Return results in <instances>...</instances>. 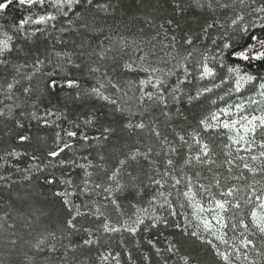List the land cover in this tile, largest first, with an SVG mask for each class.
Segmentation results:
<instances>
[{"label": "snow or ice", "instance_id": "obj_1", "mask_svg": "<svg viewBox=\"0 0 264 264\" xmlns=\"http://www.w3.org/2000/svg\"><path fill=\"white\" fill-rule=\"evenodd\" d=\"M195 2L198 6H202L200 0ZM140 3L143 4L144 0H140ZM239 3L241 6H248L250 3L252 7L249 14L255 13L257 15L254 19L264 21V3L259 6H255L256 0H239ZM208 6H212L211 2ZM221 6L227 7V5ZM114 7L113 0H0V20L4 21L0 23V97H2L0 118L13 121L15 129H24V123L15 115V109L22 107L15 102V92L22 79L31 80L32 76L42 74L47 76L46 92L54 91L56 88H67L75 90L73 103L84 97L104 101L114 106V112L120 113L127 120L122 124L123 130L132 133L148 129L149 136L155 137L161 148V151L155 154L152 147H148L146 151H142L139 147H135L134 150L129 148L128 151L120 153L122 158H117L111 168L105 170L102 166H97L100 167V173H94L89 171L94 167L90 161L86 164H78L75 159L62 158L66 150L75 147L73 143L75 140L79 139L87 143L92 139L84 131L78 133L73 130L80 129L79 124L69 121V127H62L60 121L68 119L64 113L55 107L40 108L36 102L32 103L30 112L21 110L20 117L36 121L38 126L56 129L52 143L40 154L35 151L33 153L20 151L13 147L11 150L6 149L4 154L0 155L2 162L0 168L10 165L11 160L19 161L21 157H29L26 167L11 166L22 174L21 180L31 182L32 179H39L42 176L43 184L52 189V200L40 210L49 226L38 233L34 243L27 242L32 251V256L25 253L28 264H41L36 258H42V264H74L75 257L70 260L68 254L70 250L80 246L71 244L70 237L73 234L83 233L82 246L90 250V246L100 243L97 232L107 235L127 233L136 238L142 228L144 231H149L158 228L161 224L169 227L168 219L156 214L158 201L160 202L158 207L166 209L169 216L175 218L183 215L184 223L181 224L177 220L172 226L179 229L182 237L195 238L200 244L210 246L217 264H259V260L264 258V185L256 177L264 178V76L253 75L247 71L242 73L239 64L252 61L264 62V23L260 24L262 31L259 34H252L250 27L255 28L256 24H242L244 16L237 14L231 20V25L237 26L235 31L239 33V40L220 45L218 57L204 55L201 60L196 61L200 80L208 78L214 80L218 76L217 67L226 69L228 75L218 84L198 88L194 94L187 95L189 104H197L201 107V115L191 131L183 128L179 131L174 130L172 138L169 139L155 121L145 123L143 116L148 113L150 105H156L161 108L162 114L168 117L169 113L165 110L169 107V101L179 102L182 99L181 86L191 83L190 58L193 55L191 51L183 57L172 55L169 51L166 55L171 56V59H167L156 51V44L151 41H128L123 36H119L117 40L113 35H103L102 30L103 39L100 37L93 39L90 36V33L95 31L92 24L84 21L81 13L75 12V16L84 22L74 27L75 22L67 19L68 27L61 31L82 34L90 42L85 43L82 39L73 50L57 51L55 43L50 49L45 48L43 52L36 50L34 55L29 50L30 63L26 60L21 65H14L9 59L18 50V40L23 39L27 42L38 34H44L49 27L55 29V22L60 17L69 18V14L76 8L84 11L94 8L107 15ZM174 7L178 15L183 14L184 9L178 0L174 3ZM10 9L27 14L8 20L6 13ZM166 23L173 31L179 26L174 25L172 20ZM211 27L212 24L207 25L203 30L205 34ZM160 28L164 30L165 39H170L169 43L163 44L160 48V53H164L165 49H175L177 37L171 35L169 38L168 29L164 24H161ZM57 42L64 44L62 38ZM215 43L216 41H213V44ZM183 44L192 46L193 38L187 36ZM114 48L123 61L120 65L121 71L140 76L135 81L139 92L135 97L138 111H131L130 105L127 110L125 109L116 94L123 93L127 96V92H124L120 82L114 81L107 71L101 72L99 62L106 60L108 54L113 53ZM225 50H228L230 57L236 58L237 66H231L227 62ZM124 54L128 55V59H123ZM74 55L87 56L91 61L85 66L88 75L92 76L95 82L86 91L81 89L79 78L73 79L70 72L64 71L68 65L81 68L80 63H75ZM93 56L96 60H92ZM54 57L57 60L55 68L59 73L53 71L44 74L43 69L53 63ZM112 59L115 62L117 55L114 54ZM210 60L213 62L212 66L209 64ZM94 64L97 66H93ZM26 68H31V75L22 76V70ZM58 74L59 80L54 78ZM173 76L176 77V83L170 85L168 81ZM229 77L234 81L233 86L216 99H209V106L204 107L202 97L212 93L214 88L218 89L222 84L227 83ZM254 82L255 93L246 97L241 96L245 86ZM132 83L134 82L129 81V84ZM109 87L115 90L111 95L106 94ZM23 94L31 99V87H24ZM233 96L236 98L232 99ZM257 96L259 99H256ZM94 120V117L89 116L84 120V124H93ZM99 130L101 134L95 138L98 140L108 141L115 134V129L111 126ZM208 137L222 142L226 158L223 162L226 176L213 168L214 165L216 168L221 165L216 163V153ZM31 141L30 131L16 136L17 144L31 143ZM42 143L47 145V139L42 138ZM154 155L162 156L163 159L157 161L153 158ZM83 159L88 160L87 157ZM100 159L103 160L104 157L101 156ZM141 161L147 163L149 172H143ZM67 166L83 169L84 178L80 185L74 184L71 178L60 179L56 176L57 168ZM195 168L200 170L187 171ZM205 172L207 175L204 174ZM142 173L147 177V184L142 178ZM249 177L252 178L250 181ZM21 180H14L11 174L0 173V199L5 198L6 191L8 199L27 203L26 197L32 195L31 192H26L23 196L17 192L13 196V185H18ZM232 181L249 182L238 186ZM150 187L153 189L151 197L146 202L147 207H142L141 201L144 200L146 189ZM121 193H127V197L133 200L137 196L140 197L139 201L129 205L133 210L130 214L125 212L120 203ZM93 195L102 197L106 203L102 205L92 200ZM74 197L80 198L81 203H76ZM177 204L180 208H190L192 210L190 216L178 212ZM109 206L115 208L119 214L120 219L115 222L105 214L104 210ZM2 219L4 218L0 217V220ZM81 220L87 223H81ZM26 227H32V224L29 223ZM257 236L261 238L259 246L255 239ZM65 239L69 240V244H60V248L64 249L61 253L57 244ZM9 244L16 247L17 240L12 239ZM148 244L155 248L157 264H169L178 253L183 264L193 262L192 253L181 252L180 240L170 241L165 249L155 247L152 240H148ZM99 259L105 264L110 259L114 260L115 264H120V253L113 254L111 251L106 254L100 253ZM143 260L145 264H152L150 256L145 255ZM128 261L130 264H136L131 252L128 253ZM81 264L85 262L81 261Z\"/></svg>", "mask_w": 264, "mask_h": 264}, {"label": "trees", "instance_id": "obj_2", "mask_svg": "<svg viewBox=\"0 0 264 264\" xmlns=\"http://www.w3.org/2000/svg\"><path fill=\"white\" fill-rule=\"evenodd\" d=\"M232 0H200V5L198 6L195 0H178L180 6L184 9L182 15H178L174 3L176 0H144L141 4L140 0H113L115 5L114 9L110 14H103L102 12L96 11L94 8L84 11L81 8L74 9L73 13L69 14V18L60 17L56 22L55 29L49 27L44 34H38L36 37L25 42L23 39L17 41L18 50L14 52L10 57V61L14 65H21L26 60H29V50L32 54L36 53V50L43 52L45 48H51L52 44L55 43V48L59 50H73L81 43L82 39L85 43L90 42L85 39L82 34L76 32L61 31L63 28H67V19H71L75 22L73 25L78 26L84 21H88L92 24L95 29L94 32L90 33V36L94 39L95 37H100L103 39V35H113L115 39H119V36H123L128 41H151L156 44V51L161 55L165 56L167 52H181L187 50H204L207 49L210 52L217 51V57L219 53V46L224 42L233 43L239 40V33L235 31L237 26L231 27L229 23L224 19L223 15L230 12V7H222ZM211 2V7L208 6ZM264 3V0H256V5ZM250 6V3L249 5ZM241 8H247V6H240ZM38 11V9H36ZM245 10V9H243ZM236 11V14L243 12ZM75 12L81 13L84 21L79 20L75 16ZM27 14L26 12H17L15 9H10L6 13V19L11 20L14 17L19 18L22 15ZM243 14V13H242ZM235 15V14H233ZM94 20V23H93ZM172 20L173 24H178L179 26L172 30L167 25V21ZM4 22L0 20V23ZM261 23H264L261 22ZM256 24L255 28L250 27L252 34H259L262 30L260 24ZM164 24L165 28L168 29L169 38L171 35L177 37L176 48L169 50L165 49L164 53H160V48L163 44L170 42V39L166 40L164 35V30L160 28V25ZM208 24H212L213 27L207 29V33L203 31L207 28ZM101 30L103 35H101ZM159 33V36H157ZM191 36L193 38L194 44L192 46L184 45L183 40ZM232 39H229V38ZM64 40V44H60L57 41L60 39ZM247 40V37H245ZM213 41H216L213 44ZM107 43V41L105 42ZM95 45H93L94 47ZM116 54L117 59L114 62L112 56ZM224 55L228 57L227 62L231 66H237V61L235 57H230L228 50L224 51ZM128 58L127 54L123 55V59ZM73 59L75 63H80L81 68L77 69L72 65H68L64 71L71 73V78H79L81 83V89L86 91L95 82L92 76H89L85 64L90 63L87 56L81 57L79 55H74ZM92 60H96V57H92ZM120 55L116 53L115 48L113 53L108 54V58L104 61L99 62L101 72L107 71L110 77L114 81H119L124 92H127V96L123 93H117V97L120 98V102L124 105L125 109L131 106V111H138L135 105V95L133 89L130 88L129 81L135 82L138 79L135 73H126L121 71L120 65L122 64ZM30 63V60H29ZM57 63L56 58H53V63L48 64L44 69V74L59 70L55 68ZM97 66V65H93ZM239 66L242 72L247 71L253 75L264 76V62L252 61L251 63L244 62L240 63ZM219 69L218 73L225 69ZM31 68H26L22 70V76L31 75ZM6 75V73H5ZM59 80L60 75L54 77ZM175 79V80H174ZM47 76L42 74H37L32 76L31 80L22 79L21 83L17 86L15 92V102L20 104L22 107L15 109L16 118L21 119L24 123V129H15L14 122L11 120L5 121L0 118V155L4 154V151L11 150V148L16 147L20 151H27L37 154L45 151L47 146L52 143V138L54 135V128H48L43 126H38L36 121H29L26 117H20L19 113L21 110L25 112H30L32 110L31 105L36 102L40 108L55 107L59 109L62 113L67 116V120H61V126L64 128L69 127V121H73L80 125V129H73L78 131H84L90 138L87 143L82 140H75L73 143L75 147L71 150H66L65 154H62L63 159H75L78 164H86L89 161L94 166L90 168L89 171L94 173H100V167L102 166L105 170L112 167L117 158H122L120 153L122 151L126 152L129 148L133 150L135 147H139L142 151H146L148 147H152L154 154L161 151L160 143L155 137H150L148 129L144 131L137 130L136 132H128L122 129V124L126 123L127 120L118 112H114L113 107L108 105L106 102L97 100L91 97H84L81 100L72 102V97L75 95V90H69L67 88H56L54 91H45ZM191 83L182 85L183 97L179 102L169 101V107L165 111L169 113L168 117L162 114L161 108L156 105H150L149 111L143 116L145 123H155L159 126L163 134L172 138L173 131H179L181 128L191 131L196 125V121L201 115L202 109L197 104H189L187 102V95L189 93L194 94L195 84L193 78L190 77ZM170 85H175L176 77L171 78ZM133 84V83H132ZM131 84V86H132ZM127 86V88H126ZM24 87H31L32 95L31 99L27 98L23 94ZM115 90L110 87L107 89L106 94L111 95ZM212 93L205 94L202 97L204 107H208V100L211 99ZM2 99V97H0ZM5 103H9L5 101ZM2 107V105H0ZM126 115V113H125ZM92 116L95 118L93 124L85 125L84 120ZM140 119V117H137ZM98 121V122H97ZM111 126L115 129V134L110 137L108 141L95 139L100 136V128ZM11 129V131H9ZM31 133L32 141L31 143L25 142L22 144H17L16 136L18 134H24L25 132ZM207 137V134H205ZM42 138H46L48 144L42 143ZM211 140L214 151L216 153V163L221 165V167L213 168L216 171L227 175L223 162L225 161L224 150L222 149V142L219 139L208 137ZM103 156L104 159L101 160L100 157ZM83 157H87L88 160H84ZM157 161L163 159L162 156L153 157ZM11 160V158H9ZM29 157L24 156L19 159V161L11 160V164L5 166V168H0V173L11 174L14 180H21V173L16 171L15 167L11 165H18L20 168L27 166ZM2 163V162H0ZM143 165V172H149V166L146 162L141 161ZM200 170L199 168L187 169L189 172ZM238 172V170H236ZM56 176L60 179L71 178L74 184L80 185L82 179L84 178V171L79 167L67 166L64 168H57L55 170ZM207 175V172L204 173ZM246 174V173H245ZM145 183L147 184V177L141 174ZM247 175V174H246ZM252 178L249 177V181ZM257 180L264 185V178L257 176ZM249 181H232V183L242 186ZM123 182V181H122ZM57 187V186H53ZM51 191L49 186L43 184L42 176L39 179L34 178L31 182L23 181L18 185H13L12 192L13 196L15 193L19 192L22 196L26 192H31L32 195L27 196V203H22L19 200L8 199L7 192H4L3 199H0V217L4 219L0 220V264H28L27 257L32 256V251L27 243L28 241L35 242V238L38 233L45 227L49 225L46 224V217L41 215V208L52 200ZM153 189L147 188L144 196V200L141 201L142 207H147V200L150 199ZM120 203L123 206L126 213L130 214L133 210L129 207L130 204L136 203L140 200L137 196L136 199H131L127 197V193L120 194ZM76 203H81L80 198L74 197ZM92 200L97 201L100 204L106 203L102 197L92 196ZM159 201L157 202L156 214H159L168 219L169 227H164L162 224L156 228L149 231H144L143 228L136 238L131 237L127 233L111 234L107 235L103 232H97L96 235L100 238L99 245L90 246V250L82 246L83 233L73 234L70 237L72 245H78L74 250L69 251V259L71 260L73 256L75 257L74 264H81V261L85 264H105L104 261L99 259L100 253H105V251H111L112 253H120V264H130L128 261V253L131 252L133 259L136 260V264H145L143 257L145 255L152 257V264H157V257L155 253V248L148 244V240H152L155 247L165 249L170 241L180 240L182 243L181 252L182 253H192L194 259L192 264H217L216 258L213 255L210 246H205L200 244L195 238L188 239L187 237H182L180 235L179 229H176L172 225L179 220L181 224L184 223L183 215H179L175 218L168 215L166 209H160L158 207ZM94 206V205H93ZM177 211L190 216V208H180L178 204L176 205ZM105 214L110 216L115 222L120 219L119 214L115 208L109 206L104 210ZM151 211V210H150ZM31 223L32 227H26L27 224ZM59 223V222H58ZM81 223H87L85 220H81ZM146 223L148 221L146 220ZM52 227H57V225H52ZM15 233V235H12ZM59 236V231H58ZM15 239L17 240L16 247H12L9 241ZM256 242L259 246L261 238L257 236ZM123 241V242H122ZM60 244L68 245L69 240L65 239L59 241L57 247L60 248ZM64 249L60 248V252L63 253ZM180 253H178L169 264H183L179 259ZM41 261L42 258H36ZM113 263L114 260H109ZM109 264V263H107ZM259 264H264V258L259 260Z\"/></svg>", "mask_w": 264, "mask_h": 264}, {"label": "rangeland", "instance_id": "obj_3", "mask_svg": "<svg viewBox=\"0 0 264 264\" xmlns=\"http://www.w3.org/2000/svg\"><path fill=\"white\" fill-rule=\"evenodd\" d=\"M225 5H227L228 7H230L231 10H229L230 12L227 15L225 13L223 15V17L229 23V25L231 27H233L231 25V20L234 19L235 16L237 15L236 14V11L239 12V11H241L243 9H245V10H243V12L238 13L239 15L244 16V20L241 22L242 24H249V25H251L252 23L258 24V23L263 22V21H260L258 19H254V17L257 14H255V13L249 14L251 12V7H252L251 5L250 6H247V8H241L240 7L241 5L239 3V0H232V1H230L229 3H227ZM255 6H259V5H255ZM233 14H235V15H233ZM211 49H207L206 51H204V50H197V49H193L192 51L191 50H187V51H183L182 50L179 53L178 52L175 53V52L172 51V55H178L179 57L186 56L189 51H191L193 53L192 57L190 58L191 59V64H190L191 76L190 77L193 78V81H194V84H195V89H194L193 92H195V90L198 89V88H203L205 86L211 87L214 83H217L218 84V83H220V81H221L222 78H225L228 75L226 73V69H225L221 73L219 72L218 73V76L214 80L212 78H208V79H205V80L198 79L199 70H198L196 61L201 60L204 55H208L209 57L214 56V55L216 56L217 55L216 54L217 51H213V52L208 51V50H211ZM126 59H128V58H126ZM126 59H124V60H126ZM167 59H171V56H168ZM209 64H210V66H212L213 62L210 60L209 61ZM161 66L163 67V65H161ZM217 71H219V69H217ZM142 75L143 74H141V76ZM139 78H140V76H138V79ZM173 78H175V76H173ZM181 79H183V77H181ZM168 83L170 84V81H168ZM233 83H234L233 79L231 77H229L227 83L222 84L221 87L218 88V89L217 88H214L213 89L214 94H211V99H216L219 95H223L227 91V89L229 87H232L233 86ZM129 86L136 93L135 97L138 96L139 95V92H138L136 83L134 82L132 84V86H131V84ZM126 88H127V86H126ZM255 91H256V86H255V82H254L253 84L246 85L245 86V89L242 90V93L240 95L246 97V96H249V95H253L255 93ZM235 98H236L235 96L232 97V99H235ZM256 99H259V97L257 96ZM134 103L136 105V102H134ZM218 103H219V101H218ZM108 251H105V254ZM107 263H109V264H115V262L111 263L109 261Z\"/></svg>", "mask_w": 264, "mask_h": 264}]
</instances>
